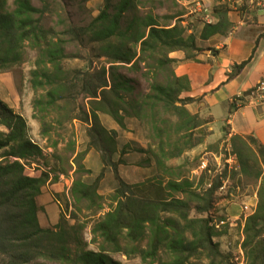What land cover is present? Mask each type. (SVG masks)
Returning <instances> with one entry per match:
<instances>
[{"label":"trees","instance_id":"16d2710c","mask_svg":"<svg viewBox=\"0 0 264 264\" xmlns=\"http://www.w3.org/2000/svg\"><path fill=\"white\" fill-rule=\"evenodd\" d=\"M5 6L6 0H0V71L19 63L25 47L37 52L30 84L33 91L42 93L32 105V118L42 126L41 137L49 134L46 119L61 114L62 103H72L68 120L86 124L89 147L100 152L103 169L95 182H72L74 205L103 209L97 186L106 169L112 171L116 188L110 196L111 209L91 222V242L96 251L88 250L80 235L85 225H73L70 232L65 230L67 224L43 228L39 216L43 208L38 198L49 175L28 176L20 162L42 158L43 151L29 139L27 120L0 100V264H31L37 260L121 264L111 254L138 257L146 264H234L213 240L219 234L211 219L203 216L214 204L221 179L196 191L188 178L166 165L203 143L202 138L194 140L193 132L206 122L187 110V105L195 101L182 97L190 90L189 80L175 75L177 61L169 57L180 51L185 61L199 62L197 57L203 49L197 46L195 37L187 35L179 21L169 24L177 19L175 16L139 17L133 13L122 26L125 14L133 10L132 0H120L113 13L106 7L87 27L70 24L61 31L42 26L46 7L36 8L31 0H15L11 11ZM213 13L217 23L205 25L202 38L224 34L228 25V8L221 0H217ZM71 46L74 53H67ZM71 59L84 61L86 67L65 69V61ZM122 69L141 72L150 81V92L135 96L134 81ZM78 97L88 100L86 109L76 104ZM237 101L241 98L234 99V103ZM99 114L109 116L121 129L127 117L149 127L155 147L149 146L147 153L157 175L139 184H128L120 177L123 160H113L116 132L100 124ZM230 140L240 174L260 180L256 209L244 221L241 246L248 264H264V145L251 136L235 135ZM81 158L77 156L75 172L89 173L80 164ZM193 212L199 218H193Z\"/></svg>","mask_w":264,"mask_h":264},{"label":"rangeland","instance_id":"374dc122","mask_svg":"<svg viewBox=\"0 0 264 264\" xmlns=\"http://www.w3.org/2000/svg\"><path fill=\"white\" fill-rule=\"evenodd\" d=\"M14 1L6 0L7 11L14 9ZM119 1L31 0V4L40 9L46 7L42 19V26L45 29L55 28L57 31H61L70 24L76 27H87L106 7L109 8V13H113L114 7ZM198 1L205 6V0H191L189 6L192 5V9L196 10L195 3ZM182 3V0H132L133 10L125 14L122 26H125L133 13L139 17L146 15L159 18L175 16V18H180L177 19L178 21L187 20L189 19L186 16L187 10ZM175 22L172 21L169 24L172 26L175 25ZM66 51L74 53L75 48L71 46ZM36 58L37 52L27 46L19 63L0 71V100L15 113L27 119L29 123L28 137L43 151L42 158L27 162L20 161L24 164L25 174L28 176L38 177L41 173L49 175L50 193L45 197L49 214L44 208L39 213L42 217V227L52 228L59 223L67 224L65 230L70 232V227L73 225H85V229L81 231L80 235L87 243V249L96 251V246L91 242V222L113 206L110 196L116 188V182L112 171L104 170V176L97 186V193L102 197L100 200L102 210H87L84 204L74 205L70 196L72 182L75 179H81L87 184L95 182L103 169L100 152L89 147L87 125L78 120H68L67 112L69 108H72V103L70 105L62 103L64 108L62 113L46 119L49 124V134L47 138L41 137L42 126L38 120L32 118L33 101L42 94L33 91L30 84V73L35 69ZM94 66L97 64L95 63ZM64 67L68 70L84 69L86 63L82 60L71 59L65 61ZM121 72L134 81L135 96L139 97L150 92V81L142 77L141 72H132L126 69H122ZM87 102L88 100L83 97H78L76 100V104L83 109L87 108ZM219 116L220 112L215 117L217 122L213 124L210 116L202 115L200 119L206 124L200 130L193 132V138L194 140L202 138L203 143L185 152L180 158L169 160L166 165L188 178L196 191L207 189L215 179H221L222 185L215 194L214 204L208 215L203 216H208L211 219V225L219 234L213 240L219 244L221 252L233 262L234 258L240 256L239 252L242 251L246 264H248V259L241 246L242 229L245 219L250 216V210L253 212L255 210L252 206V198L257 192L260 180L255 181L250 175L240 174L239 163L231 146V138H227L226 128L221 127L223 123ZM99 122L107 131L116 132V153L113 160L118 161L120 158L123 160V164L119 166V174L126 183H143L158 174L153 159L147 153L149 146L155 147L150 138L149 127L135 118L127 117L124 121L125 128L121 129L109 116L104 114H99ZM79 155H82L79 160L80 164L89 170V173L80 172L78 174L75 172L76 165L74 163ZM244 207H248V210H244ZM71 215H75L77 218L73 220ZM192 217L197 218L198 216L193 212ZM220 221L224 223L221 225ZM49 223H52L51 226ZM70 246L74 245L71 243ZM110 256L121 264H146L138 257L126 258L121 254H111ZM31 264L53 263L37 260Z\"/></svg>","mask_w":264,"mask_h":264},{"label":"crops","instance_id":"0c3cea01","mask_svg":"<svg viewBox=\"0 0 264 264\" xmlns=\"http://www.w3.org/2000/svg\"><path fill=\"white\" fill-rule=\"evenodd\" d=\"M182 1L189 19L180 20L179 23L203 49L197 58L199 62L185 61V55L180 51L169 55L177 61L173 68L175 75L187 77L190 83V90L184 92L182 97H191L195 101L187 105V110L200 117L210 116L213 124L217 122L215 117L220 112L221 127L226 128L228 139L235 135L251 136L264 145V101H257L250 94L246 96L259 81L264 80V7L249 0H231L232 4L229 0H221V4L228 8V25L224 34L202 38L205 25L217 23L213 13L217 0H205L207 14L195 12L192 5L189 6L191 0ZM205 16L209 21L204 22ZM242 64L244 66L240 70L234 69ZM237 98H241V101L234 103ZM49 185L48 181L38 198V204L47 213L45 197L50 193ZM252 202L253 209H256V194ZM39 216L43 226L42 217Z\"/></svg>","mask_w":264,"mask_h":264},{"label":"built area","instance_id":"2783aa9c","mask_svg":"<svg viewBox=\"0 0 264 264\" xmlns=\"http://www.w3.org/2000/svg\"><path fill=\"white\" fill-rule=\"evenodd\" d=\"M229 2L232 4L231 0H229ZM249 2L251 3H257L260 7H264V0H249ZM229 3V4H230ZM230 4V6H231ZM235 4V1H234ZM195 9L199 12H202L204 14H207V8L203 5V3L201 2H196L195 3ZM209 21L207 16L204 17V22ZM251 96H253L257 101H264V80L259 81L256 86L252 89V92L250 94ZM244 210H248V207H244ZM250 214L252 215L254 212L252 210H250ZM255 211V210H254ZM224 222L220 221V224L222 225ZM218 227V226H216ZM240 256H237L234 258L233 263L234 264H246V260L244 259L243 253L242 251L239 252Z\"/></svg>","mask_w":264,"mask_h":264},{"label":"water","instance_id":"95a60500","mask_svg":"<svg viewBox=\"0 0 264 264\" xmlns=\"http://www.w3.org/2000/svg\"><path fill=\"white\" fill-rule=\"evenodd\" d=\"M213 54V52H211Z\"/></svg>","mask_w":264,"mask_h":264}]
</instances>
